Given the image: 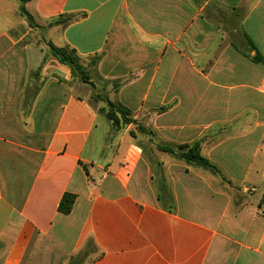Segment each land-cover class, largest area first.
Listing matches in <instances>:
<instances>
[{
  "label": "crops",
  "instance_id": "crops-1",
  "mask_svg": "<svg viewBox=\"0 0 264 264\" xmlns=\"http://www.w3.org/2000/svg\"><path fill=\"white\" fill-rule=\"evenodd\" d=\"M261 195L264 0H0V264H264Z\"/></svg>",
  "mask_w": 264,
  "mask_h": 264
},
{
  "label": "trees",
  "instance_id": "trees-1",
  "mask_svg": "<svg viewBox=\"0 0 264 264\" xmlns=\"http://www.w3.org/2000/svg\"><path fill=\"white\" fill-rule=\"evenodd\" d=\"M20 3L26 1V0H19ZM19 13L25 17L28 23L31 24L32 18L31 16L24 10L22 7V4L19 6ZM74 19V16L72 15H64L60 18H58L54 23L65 25L72 21ZM48 47L50 49L51 54L56 57L61 63L66 64L70 67L72 74L74 77L79 76L82 83H86V76L87 72L85 70V66H83L80 58L76 54L75 50L70 48H57L53 46L52 44H48ZM99 57L94 56L91 58L88 65L90 67H94L97 64ZM258 59V58H257ZM107 104V109H101V111L104 113L105 117L110 121L113 127L118 128L121 124L127 125L132 122L131 118V112L123 107L118 102H111L108 99H103ZM183 149H185L184 152L178 154V158L182 159L188 163H193L199 167H202L203 169H206L213 174H218V171L215 167L211 166L205 159H203L199 155L198 146L194 145L191 147L183 146ZM165 152H168L170 154H174V152L168 150L167 148L162 149ZM75 196L70 194H64L62 197L60 204L58 206V211L63 214H68L72 208V205L74 203Z\"/></svg>",
  "mask_w": 264,
  "mask_h": 264
},
{
  "label": "rangeland",
  "instance_id": "rangeland-1",
  "mask_svg": "<svg viewBox=\"0 0 264 264\" xmlns=\"http://www.w3.org/2000/svg\"><path fill=\"white\" fill-rule=\"evenodd\" d=\"M91 60V59H90ZM90 60H88V63L90 62ZM94 71V70H93ZM86 83H82V81L80 80V77L77 76L75 77V84H77V87L80 89V93L86 95L88 97V99L95 105L96 109L101 112L102 114H104L101 109H107V104L106 102L103 100L104 98L106 99L105 93L100 91L101 89H96L95 87H93V84L90 82V78L93 79L95 82H97L98 84H100L101 86H107L109 85L108 83H105L103 81H101L99 79L98 76L95 75V73H93L91 76H86ZM132 118V116H131ZM109 121V120H108ZM110 122V121H109ZM111 124V123H110ZM133 126V130L136 132L137 130H141V126H138L137 123L132 119V122L130 123ZM112 125V124H111ZM129 125V124H127ZM127 125H123L120 122V125L118 127V129L120 127H125ZM113 127V126H112ZM115 128V127H113ZM133 133V132H132ZM131 133V134H132ZM135 136V133H133ZM132 134V135H133ZM173 152V151H172ZM182 153V152H181ZM178 154L180 153H176V155H174L175 157L178 158Z\"/></svg>",
  "mask_w": 264,
  "mask_h": 264
},
{
  "label": "built area",
  "instance_id": "built-area-1",
  "mask_svg": "<svg viewBox=\"0 0 264 264\" xmlns=\"http://www.w3.org/2000/svg\"><path fill=\"white\" fill-rule=\"evenodd\" d=\"M260 204L264 205V195H261L260 197Z\"/></svg>",
  "mask_w": 264,
  "mask_h": 264
}]
</instances>
